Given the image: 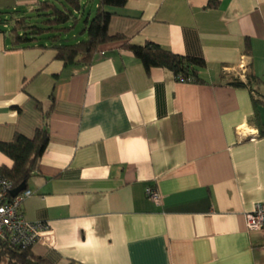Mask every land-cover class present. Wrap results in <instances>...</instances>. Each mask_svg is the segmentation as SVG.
<instances>
[{"label":"crops","instance_id":"1","mask_svg":"<svg viewBox=\"0 0 264 264\" xmlns=\"http://www.w3.org/2000/svg\"><path fill=\"white\" fill-rule=\"evenodd\" d=\"M125 1L109 9L110 33L202 57L204 82L147 74L119 41L64 65L0 31V141L32 137L48 116L21 209L50 232L31 250L52 264H264V232L245 220L264 202V136L249 88L226 81L245 82L248 66L264 81V0ZM0 165H12L1 152Z\"/></svg>","mask_w":264,"mask_h":264},{"label":"trees","instance_id":"2","mask_svg":"<svg viewBox=\"0 0 264 264\" xmlns=\"http://www.w3.org/2000/svg\"><path fill=\"white\" fill-rule=\"evenodd\" d=\"M93 2L94 0H36L29 10L30 13L35 12L36 16L9 7L7 9L12 11L9 16L1 17L0 11V31L7 34L10 48L35 45L43 47L47 44L55 50L56 58L64 65L89 66L104 44L119 41L122 49L130 51L139 59L147 74L152 68H163L176 81L204 82L201 71L206 67V62L202 57L177 54L152 41L142 45L132 44L122 34L110 33L109 22L113 11L109 9L124 6L125 0H96L94 15L90 17L87 13L78 32L84 37L75 42H65L62 35L77 24L84 10L83 4ZM208 5H216V1L210 0ZM4 25L6 30L2 28ZM243 50L246 54L250 52L248 38L244 39ZM226 81L236 87L249 88L255 108L253 116L258 135L264 136V125L260 123L256 109L257 105H264V95L259 91L264 81L251 70V66H248L245 82L238 78H227ZM47 124L46 114L43 126L36 129L32 137L16 133L10 141H0V152L12 162L8 167L0 165V174L8 178L14 188L22 181L27 182L37 170L48 142ZM31 247H12L0 240V264H52L46 258L34 254Z\"/></svg>","mask_w":264,"mask_h":264},{"label":"built area","instance_id":"3","mask_svg":"<svg viewBox=\"0 0 264 264\" xmlns=\"http://www.w3.org/2000/svg\"><path fill=\"white\" fill-rule=\"evenodd\" d=\"M14 189L12 182L0 174V240L12 247H30L44 234L49 233L45 223L31 222L24 218L22 202L31 194L25 189L16 196H11ZM146 195L154 202H159V194L151 186L146 187ZM246 228L249 231L264 232V202H258L245 214Z\"/></svg>","mask_w":264,"mask_h":264},{"label":"rangeland","instance_id":"4","mask_svg":"<svg viewBox=\"0 0 264 264\" xmlns=\"http://www.w3.org/2000/svg\"><path fill=\"white\" fill-rule=\"evenodd\" d=\"M17 9H18V11H22V12H29V10H27V7L18 6ZM83 9H84L83 13L80 15V17L78 16L79 17L78 19H80V20H78V23L73 28H70V30H68L66 33H64L62 35L65 42H75V41L84 37V35H79L78 32L80 31V28L82 26L83 18H85L87 13H89L90 17H92L94 15L95 6L92 3H84ZM1 12H2L1 17H3V16H7V15L9 16V12H12V11H11V9H4ZM4 12H7V13H4ZM31 14H33L32 16H36V15H34L35 12H33V13L29 12V15H31ZM32 18H35V17H32ZM34 20L36 21V18ZM4 30H6V28Z\"/></svg>","mask_w":264,"mask_h":264},{"label":"water","instance_id":"5","mask_svg":"<svg viewBox=\"0 0 264 264\" xmlns=\"http://www.w3.org/2000/svg\"><path fill=\"white\" fill-rule=\"evenodd\" d=\"M257 112L259 114L260 123L264 125V105H257L256 106ZM26 189V181H22L18 186H16L11 191V196H16L20 191H23Z\"/></svg>","mask_w":264,"mask_h":264}]
</instances>
